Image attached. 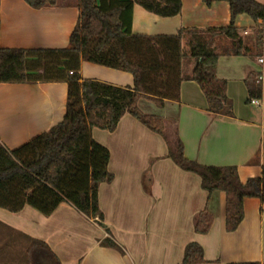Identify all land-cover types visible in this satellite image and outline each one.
<instances>
[{
    "label": "crops",
    "instance_id": "1",
    "mask_svg": "<svg viewBox=\"0 0 264 264\" xmlns=\"http://www.w3.org/2000/svg\"><path fill=\"white\" fill-rule=\"evenodd\" d=\"M181 1L180 13L172 17L158 16L135 4L132 31L174 34L181 27L203 30L230 22L225 1H214L210 6L202 0ZM77 18L73 5L36 8L25 0H0V47H65ZM235 24L241 36L254 34L258 26L263 33L259 50L253 46L254 35L248 41L242 36L253 48L247 54L229 55L216 49L215 72L227 81L233 116L209 112L199 84L183 80L178 100L166 99L163 106L145 98L138 101L143 112L163 119L164 134L129 113L120 117L112 131L92 127L93 138L109 150L107 168L114 175L112 181L98 186V205L108 231L96 217H87L67 202L59 203L49 215L29 205L17 212L0 207V264H16L13 259L17 258L23 264L30 242L27 237L44 241L60 264H179L191 241L203 248L205 261L197 264L264 262V202L257 197L244 198L241 222L235 230L227 231L225 193H209L201 187L198 174L182 169L168 156L179 138L184 155L198 163L234 165L242 182L261 174L264 81L259 105L250 103L246 81L264 70V62L258 61L264 58V20L255 23L246 14H239ZM192 66L188 64V72ZM80 75L81 79L133 85L131 73L86 60H81ZM66 101L64 81L0 83V144L14 149L47 131L62 120ZM204 208L214 220L210 230L202 234L194 230V218ZM106 236L122 251L102 245ZM36 258L38 264H51L48 255Z\"/></svg>",
    "mask_w": 264,
    "mask_h": 264
},
{
    "label": "trees",
    "instance_id": "2",
    "mask_svg": "<svg viewBox=\"0 0 264 264\" xmlns=\"http://www.w3.org/2000/svg\"><path fill=\"white\" fill-rule=\"evenodd\" d=\"M32 7L73 5L78 10L77 22L68 45L59 48L0 47V83H67L65 114L60 122L19 147L9 149L0 144V207L17 212L25 205L49 215L61 202H67L87 217L102 223L98 205V186L112 181L107 168L109 150L96 141L91 128L112 131L120 117L129 113L151 130L164 134V121L155 114L143 112L140 98L163 106L166 99L178 100L183 80L196 81L207 100L211 113L233 116L232 102L226 94L227 81L217 76L215 67L219 53L213 37L230 41L224 54L251 52L235 24L239 14H246L255 23L264 20V3L257 0H202L206 6L214 1L229 5L230 22L225 26L181 27L174 34L135 33L132 31L133 7L141 6L161 17L180 13L181 0H25ZM253 46L262 44L263 28L254 29ZM187 36V37H186ZM183 37H186L184 48ZM257 50V52H258ZM86 60L133 76V85L121 86L96 79H81L80 63ZM193 63L184 73L183 65ZM257 75L246 81L249 98H260L261 83ZM168 156L182 169L195 172L201 187L209 193H225V228L233 231L243 218V200L257 197L264 202V165L259 176L245 182L234 165H205L184 155L183 144L176 139L175 149ZM214 216L206 208L194 218V230L207 233ZM27 237V236H26ZM29 238L23 264H38V254L48 255L51 264H60L47 244ZM101 244L122 251L109 236ZM203 248L194 241L186 244L179 264L204 262ZM226 264H264L259 261Z\"/></svg>",
    "mask_w": 264,
    "mask_h": 264
},
{
    "label": "rangeland",
    "instance_id": "3",
    "mask_svg": "<svg viewBox=\"0 0 264 264\" xmlns=\"http://www.w3.org/2000/svg\"><path fill=\"white\" fill-rule=\"evenodd\" d=\"M241 34H242V32H241ZM253 35H254V37H255V32H254V34H252V33H250L249 35H242L244 38H246V41H248L249 39L248 38H251V37H253ZM212 43H213V45L216 47V49L217 50H223V49H230L231 48V45H229L225 40H224V38H215V39H213V41H212ZM185 49L187 48L186 46L184 47ZM188 61H186L185 63H184V65H183V72L184 73H187L188 72ZM19 258H17V259H13L14 261H16L15 263L16 264H19L20 263V260H18ZM13 261V262H14Z\"/></svg>",
    "mask_w": 264,
    "mask_h": 264
},
{
    "label": "built area",
    "instance_id": "4",
    "mask_svg": "<svg viewBox=\"0 0 264 264\" xmlns=\"http://www.w3.org/2000/svg\"><path fill=\"white\" fill-rule=\"evenodd\" d=\"M258 61L260 63H262V62H264V58L263 57H259ZM256 81L258 83H262L264 81V70L257 74ZM250 103L255 104V105H259L260 104V99L259 98H251L250 99Z\"/></svg>",
    "mask_w": 264,
    "mask_h": 264
}]
</instances>
